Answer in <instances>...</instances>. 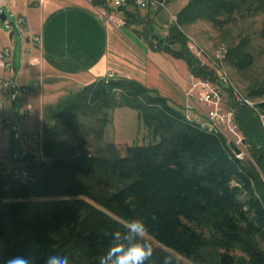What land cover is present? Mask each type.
Returning a JSON list of instances; mask_svg holds the SVG:
<instances>
[{"label":"trees","instance_id":"trees-1","mask_svg":"<svg viewBox=\"0 0 264 264\" xmlns=\"http://www.w3.org/2000/svg\"><path fill=\"white\" fill-rule=\"evenodd\" d=\"M262 11L264 0H188L163 36L138 23L153 51L184 61L191 75L213 80L189 52L180 26L202 20L220 29ZM224 61L237 72L248 68L253 59L245 40L230 45ZM263 92L259 85L247 96ZM233 106L245 140L242 159L222 135L186 121L182 110L135 80L102 78L84 86L53 117L50 158L27 161L32 180L0 176V264L14 255L39 264L50 246L75 264H95L111 234L137 217L160 246H153L151 264L172 255L165 249L194 264H264L262 127L249 108ZM117 108L137 112L146 142L121 151L106 140Z\"/></svg>","mask_w":264,"mask_h":264},{"label":"crops","instance_id":"crops-1","mask_svg":"<svg viewBox=\"0 0 264 264\" xmlns=\"http://www.w3.org/2000/svg\"><path fill=\"white\" fill-rule=\"evenodd\" d=\"M187 1L183 0L175 9L174 2L165 10L119 8L115 13L123 18L124 24L116 27L102 23L88 0H45L41 5L7 0L5 13L9 12L11 17L13 13L24 15L28 32L21 34L6 25L5 29L0 28V48L10 46L12 50V70L4 72L0 68V77L28 85L29 89L14 99H3L0 87V101L3 102L0 118L9 119L20 132L37 134V151L41 152L46 138H50L53 117L66 101L84 86L104 78L108 71L114 72L116 78L135 80L156 90L171 106L182 110L183 92L188 84L187 66L182 60L153 51L141 36L142 27L138 22L148 23L151 35H155V18L163 11L170 16L176 15ZM125 12L129 14L128 19H125ZM164 34L166 31L161 36ZM36 36L40 42L29 50L31 39ZM160 72H166L172 81ZM133 127V135H136L140 129L137 113ZM14 133L0 121V168L8 162L7 148L15 139ZM133 142L122 143L130 145ZM20 143L24 155L28 142Z\"/></svg>","mask_w":264,"mask_h":264},{"label":"built area","instance_id":"built-area-1","mask_svg":"<svg viewBox=\"0 0 264 264\" xmlns=\"http://www.w3.org/2000/svg\"><path fill=\"white\" fill-rule=\"evenodd\" d=\"M25 1H31L34 5H41L45 2V0ZM174 1L179 0H88L102 23L116 27L124 24L123 18L118 17L115 13L119 8L132 6L146 10H165L168 4ZM6 5L7 0H0V12L4 11ZM12 17L13 28H16L21 34H26L28 32V24L25 16L13 13ZM170 18L171 24H176V15H171ZM7 22L8 19H6L5 24ZM186 39L188 50L196 59L206 60L212 64V67L204 65L212 72L214 79L196 78L188 74L190 87L184 92L185 103L182 109L184 117L186 121L195 124L201 130L211 134L222 135L227 142H232L241 150L239 154L234 153L235 156L242 159L245 154L242 151L243 137L235 120V109L233 105L223 107V101L228 97L232 100L233 104L247 108L250 107L256 113L261 124L264 139V94L260 97L257 96L258 98L255 97L254 100L249 99L232 83L223 65L226 56L225 50L219 51L212 58L191 37L186 36ZM31 42L32 45L29 46V50L34 47L33 44L40 42V38L38 36L33 37ZM11 56L12 50L10 46L0 48V68L4 72H10L12 70ZM115 78L116 74L112 71H108L104 77L105 81ZM0 87L3 99H14L20 92H25L29 89L28 85L19 84L17 81L7 77H0ZM2 105L3 102L0 101V108ZM0 121L6 128H11L15 131V138L22 142H28L24 154H33L37 162L43 160L39 157V152L37 151L39 144V136L37 134L20 132L9 119L0 118ZM0 176L9 177L21 183L32 180L27 162H22L19 159L12 165H9L6 161V165L0 169Z\"/></svg>","mask_w":264,"mask_h":264},{"label":"rangeland","instance_id":"rangeland-1","mask_svg":"<svg viewBox=\"0 0 264 264\" xmlns=\"http://www.w3.org/2000/svg\"><path fill=\"white\" fill-rule=\"evenodd\" d=\"M182 2L183 0L174 1L173 8L175 9L176 6L181 4ZM171 6V4L170 6H167L168 9H170ZM6 15L8 21H12L10 13L6 12ZM171 23L172 22L170 14L167 13V11H163L159 14V16L155 18V22L153 24V32L155 33V35H161L167 30ZM0 28L5 29V24L0 23ZM180 29L182 30V32H184L185 36L191 37L212 58L215 56L216 53L221 50H225L224 52L227 54L230 45L236 44L241 40H245L246 50L252 56L253 59L252 64L245 70L237 72L236 70L232 69L229 65H227L226 61H224V68L229 74L232 83L242 92V94H244L245 97L254 100L256 96H247L248 90H250V88L258 87L259 85L264 88V36L262 35V30L264 29V11L258 13L253 17L239 18L235 22L228 24L220 29L213 27L210 23L202 20L196 21L186 26H180ZM198 62L204 67L205 65L208 67H212V64L206 60L200 59L198 60ZM160 73L161 75L163 74L162 76L164 78L172 81V78H170V76L167 75L166 72ZM195 77L203 78L197 76ZM189 87L190 83L188 82L186 90H188ZM263 94L264 92L258 97L262 96ZM223 102V107H229L233 105V103H231L232 100H230V98L228 97ZM177 105L178 104H176V106ZM136 113V111L128 108L115 109L111 112V121L106 128L105 138L107 141L114 142L120 148L121 151H123L124 147L126 146V144H123L122 142L126 141L127 143H130L132 140L140 142L142 135L145 134V131L143 129H139L137 134L133 135L135 134V127H133V125L136 126ZM253 114H255V116L257 117L255 112H253ZM133 136L135 138H133ZM49 137L50 138H46V143L43 144L42 151L38 154L39 157L42 159H49V156H51L53 153L50 133ZM141 142H146V140H141ZM13 143L15 144L16 149L15 157L20 159L23 156L21 143L16 138L13 140ZM242 151L244 153L246 152L244 144L242 146ZM152 244L154 247H160L154 241H152ZM165 250L174 255L178 260H180L184 264H194L189 260L173 253L172 251H169L167 249Z\"/></svg>","mask_w":264,"mask_h":264},{"label":"clouds","instance_id":"clouds-1","mask_svg":"<svg viewBox=\"0 0 264 264\" xmlns=\"http://www.w3.org/2000/svg\"><path fill=\"white\" fill-rule=\"evenodd\" d=\"M154 221L156 217L153 215ZM149 226L144 218L129 220L123 231L116 230L110 236V242L99 253L95 264H151L154 248L148 238ZM5 264H35L34 259L25 255L9 257ZM39 264H75L68 254L50 246L39 259ZM158 264H177L174 256L164 254Z\"/></svg>","mask_w":264,"mask_h":264},{"label":"water","instance_id":"water-1","mask_svg":"<svg viewBox=\"0 0 264 264\" xmlns=\"http://www.w3.org/2000/svg\"><path fill=\"white\" fill-rule=\"evenodd\" d=\"M7 19V15L4 11L0 12V23L5 24V21ZM7 27L12 28L13 27V22H7L5 24ZM13 36V31H11V33L9 34V37L11 38ZM242 144H245V140H242ZM229 148L236 154H239L241 152V150L236 147L232 142L228 143ZM7 156H8V163L9 165L14 164L15 162H17L18 158L15 157V147L14 144L11 142L7 148ZM34 158L33 154H24L19 160H21L22 162H27L29 159Z\"/></svg>","mask_w":264,"mask_h":264},{"label":"bare ground","instance_id":"bare-ground-1","mask_svg":"<svg viewBox=\"0 0 264 264\" xmlns=\"http://www.w3.org/2000/svg\"><path fill=\"white\" fill-rule=\"evenodd\" d=\"M244 95V94H243Z\"/></svg>","mask_w":264,"mask_h":264}]
</instances>
